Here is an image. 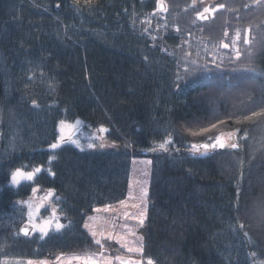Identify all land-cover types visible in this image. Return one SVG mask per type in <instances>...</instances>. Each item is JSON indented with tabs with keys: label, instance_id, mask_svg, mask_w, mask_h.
<instances>
[{
	"label": "trees",
	"instance_id": "trees-1",
	"mask_svg": "<svg viewBox=\"0 0 264 264\" xmlns=\"http://www.w3.org/2000/svg\"><path fill=\"white\" fill-rule=\"evenodd\" d=\"M165 3L166 33L150 39L141 20L155 0H0V264L102 250L141 264H264V0H221L199 26L190 0ZM226 28L251 33L239 58L186 57L181 37ZM62 121L104 128L111 148L80 150L74 137L51 149ZM224 132L237 148L190 147ZM152 149L143 252L94 243L86 216L124 200L131 159ZM33 188L52 191L41 218L55 210L63 227L23 238Z\"/></svg>",
	"mask_w": 264,
	"mask_h": 264
},
{
	"label": "rangeland",
	"instance_id": "rangeland-1",
	"mask_svg": "<svg viewBox=\"0 0 264 264\" xmlns=\"http://www.w3.org/2000/svg\"><path fill=\"white\" fill-rule=\"evenodd\" d=\"M162 1L165 2V0ZM196 10H199V5L196 7ZM166 20H167L166 16L159 17L158 15H151V14L145 15L144 18H142L141 20L142 32L148 35L150 39L156 38L154 37L155 35H161V34L164 35L166 33V26H167ZM201 23L203 22H199L196 26L201 25ZM214 23L213 25H207L201 27L200 30L203 31L206 28H208L210 31L214 28V26L217 25ZM174 26L176 27V29H178L176 25ZM174 26H172L173 30L175 29ZM237 31H239L240 33V39L237 41L235 47H233L232 40L235 38ZM225 32H227V36H225ZM245 32H248V36H247L249 40L248 44L244 43V38H245L244 34L247 35V33ZM187 35H189L190 37L187 38L186 37ZM186 36L181 37V42H180L183 47L185 48L188 47L185 49L187 51L186 57L187 55L192 56L194 58L193 61L201 60L202 62L205 61L207 63H210L211 65L222 64L225 58L228 56L232 58H237L236 49H238L240 53V48L242 46H247L250 45L251 43V39H250L251 33H249V29H245L244 31L234 30L233 32H231L230 29L226 28L223 31L222 37L217 40L205 39L203 41H199L198 40L199 38L191 35L190 33H187ZM223 43L229 44V47L227 48V50L221 51L219 47L222 46ZM191 47L194 48L193 52H191ZM64 123L67 125V127L63 130V135L66 138L79 125V122L75 121V122H64ZM60 125L61 122L58 123L57 126L56 141L61 136ZM100 129L82 131L79 133V135L76 136L75 139L72 140V143L73 141H75V143L73 144L80 150L110 149L111 146L108 145L105 141H103V135L105 131L100 132ZM219 136L226 143V146L224 148H231L230 145L232 143H237V141L235 140L236 135L234 132H224L221 133ZM89 144H92L94 146L90 148L88 146ZM102 144L104 145L103 147H101ZM215 148L218 149L220 147L217 146ZM151 168H152L151 155L146 157L143 156L133 157L130 162L129 179H128L127 191L124 200L112 204L110 206L108 205V206L98 207L94 209V211L91 214H88V216H86L83 223V228L89 234V236L91 237L94 243H96L95 242L96 240H100L101 243H103L104 240L111 241L114 244H116L118 247L122 248V250L126 254H131V255L140 254L139 252H128L127 248L128 247L137 248L139 247V245L142 244V237L139 234V229L142 226L139 225L137 221L135 219H132L131 217L133 215H138L141 211L145 212V217H146ZM30 171L32 170H29L28 172ZM9 184L11 185L10 181ZM142 189L146 190L147 192V196L144 197L143 199H141ZM45 196L47 195H40V193L37 191L36 193H33V195L30 196L28 199H25L23 201L24 205L27 208L26 223L29 224L30 226H32L33 224L36 225V228L32 227L31 234H39L43 236L45 234H42L39 231V228L41 226L46 227L48 229L47 230L48 233L51 231H57L56 223L63 225V223L61 222V218L59 217L57 212H55V218L53 217V211H50V214H47V217L41 218L42 215L41 212L44 210V208L47 205V202L45 201L46 199H43ZM28 204L32 205L31 212L33 218L31 221H29L30 209L27 206ZM145 204H146V209H145ZM133 205H140V207L138 208L133 207ZM126 213L129 214L127 217L125 215ZM46 221L48 222L47 224H45ZM85 225H87V227ZM92 232L96 233L95 238L93 237ZM130 233H134V234H130ZM109 237H111V239H109ZM122 245L124 246L122 247ZM58 257L59 259H57ZM77 257H79L80 259H76ZM117 257H119V259H117ZM86 260L92 261V264H121V261H138L135 260L134 258H128L123 256L112 257L107 255L99 256L96 254H60L53 260L13 259V260L5 261V264H28L29 261H31L32 264H85Z\"/></svg>",
	"mask_w": 264,
	"mask_h": 264
},
{
	"label": "snow or ice",
	"instance_id": "snow-or-ice-1",
	"mask_svg": "<svg viewBox=\"0 0 264 264\" xmlns=\"http://www.w3.org/2000/svg\"><path fill=\"white\" fill-rule=\"evenodd\" d=\"M220 7H224V5H220ZM157 9L159 10V11H161V12H163V11H166L167 9H166V7L164 6V4L162 3V0H157ZM211 11H215V9H211ZM210 12V9L209 8H207V7H205L204 8V10H203V13H209ZM203 13H200V14H198V16H197V19H201V18H204L203 17ZM225 36H227V32H225ZM240 39V33H239V31H237V33H236V36H235V38L232 40V46L233 47H235V45L237 44V41ZM244 43L245 44H248L249 43V40H248V38H247V36H245V38H244ZM222 47H224V48H228L229 47V44H227V43H224V44H222ZM236 51H237V58H239V50L238 49H236ZM35 101H33V104L35 105ZM253 115H260V113H253ZM246 119L248 118V117H245ZM67 127V125L64 123V122H61V125H60V128H61V136H60V138L55 142V143H53V144H51L50 145V148L51 149H53V150H55V149H57V148H59V147H61V143L62 142H66V140H65V136L63 135V130L65 129ZM212 127H215V125H212ZM105 131V129L104 128H101L100 129V132H104ZM202 131H208V129H202ZM171 141H165V142H163V143H161L160 145H159V147L161 148V149H165L166 148V145L167 144H169ZM73 143H75V141H73ZM90 148L91 147H93L94 145H92V144H89L88 145ZM104 145L102 144L101 145V147H103ZM220 147V148H224L225 146H226V143H225V141L220 137V136H217L216 137V139H215V143L214 144H203V145H195V144H193L192 145V148L195 150V149H198L199 147H202V148H204V149H208V148H215V147ZM230 147L231 148H233V149H235V148H237L238 147V144L237 143H232L231 145H230ZM51 159H54V156L53 157H50V160ZM42 171V169L40 168V167H36V168H34L32 171H30V172H28V171H25L24 169H16L15 171H13L12 172V174H11V177H10V182H11V185H13V186H19L21 183H23L24 181H32V180H34V178H35V176H36V174H38V173H40ZM38 191V189L37 188H33V193H36ZM52 196V191L51 190H49V192L47 193V196H45L43 199H48V198H50ZM147 196V192H146V190H143L142 189V197H141V199H143L144 197H146ZM123 203V202H122ZM28 206V208L30 209V211H29V221H31L32 220V212H31V208H32V205L31 204H28L27 205ZM133 207H140V205H133ZM145 209H146V204H145ZM37 211H38V209H37ZM126 215V217L129 215L128 213H126L125 214ZM53 217L55 218V210H53ZM132 219H135L136 221H137V223L139 224V225H143L144 224V219H145V212L144 211H141L138 215H133L132 217H131ZM48 222L46 221L45 222V224H47ZM86 227H87V225H85ZM32 227L33 228H36V225H32ZM63 227V225H61V224H59V223H56V230L57 231H59L61 228ZM241 228H243V225L241 224ZM47 228L46 227H44V226H41L40 228H39V231L42 233V234H47ZM20 232L23 234V235H25V236H27L28 234H29V232H28V229H27V227H25V228H21L20 229ZM130 234H134V233H130ZM246 234V233H245ZM92 235H93V237L95 238V236H96V233L95 232H92ZM109 239H111V237H109ZM97 244H100L101 243V241L100 240H96L95 241ZM124 245H122V247H123ZM101 247H103V245H101ZM127 251L128 252H139V253H142L143 252V245L141 244V245H139V247H137V248H132V247H128L127 248ZM57 259H59V257L57 258ZM76 259H80L79 257H77ZM117 259H119V257H117ZM28 264H32V262L31 261H29L28 262ZM85 264H92V261H90V260H86L85 261ZM121 264H140V262L139 261H121ZM147 264H154V262H153V260L152 259H148L147 260Z\"/></svg>",
	"mask_w": 264,
	"mask_h": 264
},
{
	"label": "water",
	"instance_id": "water-1",
	"mask_svg": "<svg viewBox=\"0 0 264 264\" xmlns=\"http://www.w3.org/2000/svg\"><path fill=\"white\" fill-rule=\"evenodd\" d=\"M203 17H204V18H202V20H204V21H209V19H210V15H209L208 13L203 14ZM81 130H82V126H81V125H79L78 127H76V128H75V129H74V130L68 135V137L65 138L66 142H62L61 145L69 143L74 137H76V136L80 133ZM193 144L199 146V145L208 144V143H204V142H202V143H190V147H191V148H192V145H193ZM197 150H203V151H205V152H210V151H211V148H208V149L206 150V149H204V148H202V147H199ZM157 151H158L157 149H152V150H150V151L142 150V151H140L139 155H140V156H143V157H146V156H150V155H153V154L157 153ZM25 227H27L28 232H29V234H28L27 236L23 235V234L20 232V229H21V228H25ZM20 229L18 230V234H19L21 237L25 238V237H28V236L31 235V232H32V226H30L29 224H23V225L20 227Z\"/></svg>",
	"mask_w": 264,
	"mask_h": 264
},
{
	"label": "flooded vegetation",
	"instance_id": "flooded-vegetation-1",
	"mask_svg": "<svg viewBox=\"0 0 264 264\" xmlns=\"http://www.w3.org/2000/svg\"><path fill=\"white\" fill-rule=\"evenodd\" d=\"M134 1V0H133ZM140 1V2H145L147 0H137V2ZM154 1V0H153ZM193 4H191V7H194L195 8V13H194V17L195 19L198 21V22H203L202 21V18L201 19H197V16L198 14L200 13H203V10L205 7L209 8L210 9V12L208 13L210 15V19L208 22H210L215 14L218 12V11H221L224 7H220V5H223L221 3V0H190ZM163 2V1H162ZM164 3V6L167 8L165 2ZM199 5V10H196V7ZM155 7H157V0H155ZM211 9H215V11H211ZM205 14V13H203ZM219 14H222V12H220ZM208 22H203V23H208Z\"/></svg>",
	"mask_w": 264,
	"mask_h": 264
},
{
	"label": "crops",
	"instance_id": "crops-1",
	"mask_svg": "<svg viewBox=\"0 0 264 264\" xmlns=\"http://www.w3.org/2000/svg\"><path fill=\"white\" fill-rule=\"evenodd\" d=\"M112 205V204H111ZM110 206V205H109ZM105 241V240H104ZM96 255H99V256H104V255H107V256H110L106 251H102L100 252L99 254H96Z\"/></svg>",
	"mask_w": 264,
	"mask_h": 264
}]
</instances>
